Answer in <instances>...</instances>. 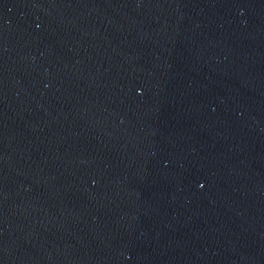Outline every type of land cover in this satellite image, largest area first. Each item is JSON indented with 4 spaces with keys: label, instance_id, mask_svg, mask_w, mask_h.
<instances>
[{
    "label": "water",
    "instance_id": "95a60500",
    "mask_svg": "<svg viewBox=\"0 0 264 264\" xmlns=\"http://www.w3.org/2000/svg\"><path fill=\"white\" fill-rule=\"evenodd\" d=\"M0 264H264V0H0Z\"/></svg>",
    "mask_w": 264,
    "mask_h": 264
},
{
    "label": "snow or ice",
    "instance_id": "6c2138e0",
    "mask_svg": "<svg viewBox=\"0 0 264 264\" xmlns=\"http://www.w3.org/2000/svg\"><path fill=\"white\" fill-rule=\"evenodd\" d=\"M201 187H203V185H201Z\"/></svg>",
    "mask_w": 264,
    "mask_h": 264
}]
</instances>
